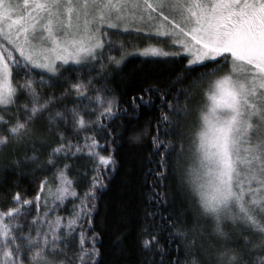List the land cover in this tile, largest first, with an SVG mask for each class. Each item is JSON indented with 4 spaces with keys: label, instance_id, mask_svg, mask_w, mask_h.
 <instances>
[{
    "label": "snow or ice",
    "instance_id": "obj_1",
    "mask_svg": "<svg viewBox=\"0 0 264 264\" xmlns=\"http://www.w3.org/2000/svg\"><path fill=\"white\" fill-rule=\"evenodd\" d=\"M111 29L167 41L133 45L143 57L183 61L123 108L109 80L133 53ZM61 81L59 94L44 90ZM157 99L154 122L130 123ZM12 105L16 112L5 111ZM0 106V176L30 167L53 169L59 181L51 205L39 203L48 177L40 181L31 219L20 218L32 200L11 194L16 206L0 212V264H98L100 233L82 231L78 251L67 250L77 227L94 226L92 202L118 167L114 148L96 149L117 136L136 150L151 144L154 179L135 212L139 264H264V0H0ZM80 154L95 159L91 186L67 223L49 219L78 195L59 159ZM115 230L114 247L125 238Z\"/></svg>",
    "mask_w": 264,
    "mask_h": 264
},
{
    "label": "trees",
    "instance_id": "obj_2",
    "mask_svg": "<svg viewBox=\"0 0 264 264\" xmlns=\"http://www.w3.org/2000/svg\"><path fill=\"white\" fill-rule=\"evenodd\" d=\"M109 31L113 40L125 42V51L133 53L126 58V62L123 63L119 69L114 70L109 80V87L112 89L111 94L119 97L121 108L124 107L125 101H128L141 87H146L158 80H163L167 83L172 75H174V69L178 71L179 64L183 63V61H177L173 64V67H169L168 65L173 62L143 57L135 53L133 48V45L137 48H142L145 45L144 39L141 36L121 35L122 29H111ZM155 44L159 45L158 40L155 41ZM112 54L119 58V49ZM217 63H222V61L218 60ZM226 67L227 66H225V68ZM197 71H199V69H197ZM22 76V73L12 76L13 86H16L17 81L21 80ZM85 79H87V76H85ZM37 87L39 88L40 86L38 85ZM44 90L48 92L56 91L57 94H59L63 91V82L61 81ZM89 95H93V93L89 92ZM67 99L71 100V97ZM22 101L23 96L21 95L20 99L17 100V104L22 103ZM159 103L160 101L157 99L155 104L151 106L142 104L139 109L138 119H133L130 123H139L143 125L149 121L154 122L158 114L156 105ZM89 107H91V105H89ZM5 111L16 112L17 106L12 105ZM123 118L127 119V116ZM120 119L121 117L118 116L108 126L112 127L118 124ZM86 134L89 133H80L81 138ZM72 138L75 139V137ZM96 138L101 145H104L106 136L103 132H100ZM116 141V144L109 142L107 148L101 147L96 149V151L101 154L107 155L108 152L114 148L118 167H116L107 188L98 191V200L92 202L96 203L97 207L94 215V226L91 231H87L86 221L84 222L83 228L77 227L75 229L77 235L67 251L69 256H71L73 252L78 251L79 234L82 231H84L87 237H91L92 233L96 232L100 233V239L96 243V247L100 252L98 264H139L140 253L135 243V212L137 210V205L142 203L141 192L145 187L144 181L154 179L147 171L150 167L149 151L151 149V144L145 141L143 149L136 150L122 142L119 136L116 137ZM81 142L83 143L82 139ZM86 152L87 149H85V153ZM152 159L154 160L155 158L152 157ZM58 164L59 166H63L64 164L70 165L67 176L69 179L75 181L72 188L78 192L77 197L67 198L63 203H58L57 208L53 210L55 217H62L64 223H67L69 216L76 210L74 205H79L81 203V198L91 186V177L93 176L92 169L96 167V164L95 159L86 154L76 155L75 157L70 155L68 158L61 156ZM151 167H154V164ZM45 176L48 177V182L44 186L43 197L48 198L49 188L54 189L57 184V180L53 176V169H48L47 171H33L29 167V170L23 174L11 170L3 173V175L0 176V211H7L9 207L16 206L10 203L11 194L16 192L21 193L22 199L34 200L37 192L40 191V181ZM164 183L166 187L163 190L168 191L171 196L173 188L168 187V180L164 181ZM4 193L8 194L7 198L2 195ZM48 201L51 200L48 198ZM36 205V201H32V204L25 209V217H21L20 219H31L34 215V207ZM169 207H171V204ZM125 209L127 211H125ZM125 217H127V219H124ZM121 221L123 222L121 223ZM116 225H119L118 230H115ZM114 230L115 235H121L122 233L125 235L123 244L115 247L112 244ZM60 234L63 236L65 232L61 230ZM85 247H91V241L86 243Z\"/></svg>",
    "mask_w": 264,
    "mask_h": 264
},
{
    "label": "rangeland",
    "instance_id": "obj_3",
    "mask_svg": "<svg viewBox=\"0 0 264 264\" xmlns=\"http://www.w3.org/2000/svg\"><path fill=\"white\" fill-rule=\"evenodd\" d=\"M143 39H144V43H145V45L142 47V48H144L146 45H149V44H153V45H156L155 44V41L156 40H153V39H149V38H147V37H145V36H141ZM154 42V43H153ZM158 43H159V45L160 44H167V41H158ZM142 48H140V49H142ZM125 50V49H124ZM166 50H168V49H166ZM117 52V51H116ZM119 52H120V50H119ZM58 185H59V181L57 180V184H56V186H55V188L54 189H52V195L50 196H48V198H49V200H51V201H48V204L49 205H51V203H52V201H53V199H54V197H55V190H56V188L58 187ZM69 197H71V196H68L67 198H69ZM66 198V199H67ZM44 200H45V198L43 197V195L40 197V199H39V203H40V205H43L44 204ZM32 201H36V198L34 199V200H32ZM51 202V203H50ZM36 204H37V201H36ZM60 204V203H59ZM13 207H15V206H13ZM37 205L34 207L35 208V210H34V215H36V213H37ZM0 212H4V211H0ZM40 214L41 215H43V210L41 209V212H40ZM30 215V214H29ZM53 218H55V216H54V214L52 213V217H49V219H53ZM5 222H7V221H5Z\"/></svg>",
    "mask_w": 264,
    "mask_h": 264
}]
</instances>
